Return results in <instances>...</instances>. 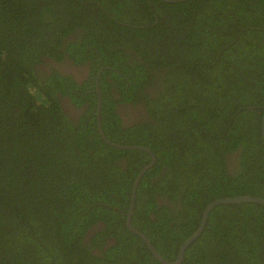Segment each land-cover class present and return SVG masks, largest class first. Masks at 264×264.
<instances>
[{"label":"trees","instance_id":"1","mask_svg":"<svg viewBox=\"0 0 264 264\" xmlns=\"http://www.w3.org/2000/svg\"><path fill=\"white\" fill-rule=\"evenodd\" d=\"M63 52L93 72L113 67L104 70L112 83L100 74L101 131L154 155L130 222L164 259L210 201L264 199V0H0V264H162L125 226L150 156L101 138L94 93L75 96L79 86L55 70L39 79L40 57ZM57 89L86 104L77 121ZM117 102H142L150 121L122 128ZM187 151L200 155L186 162ZM96 221L103 228L87 235ZM180 264H264V206L215 205Z\"/></svg>","mask_w":264,"mask_h":264},{"label":"flooded vegetation","instance_id":"2","mask_svg":"<svg viewBox=\"0 0 264 264\" xmlns=\"http://www.w3.org/2000/svg\"><path fill=\"white\" fill-rule=\"evenodd\" d=\"M40 59H41V62L34 65L33 68L36 71L35 74L39 77V79L41 81H43L46 78V76H49L52 73V70H55L61 76L70 77L71 80L74 81L77 86H79V88L75 91V96L81 97L82 93H85V92L94 93L95 102H96L94 115H95V119H97L96 111H97V106H99L98 118H99V123H100V106H101V91H100V85H99L100 74L103 72V75H105V78H107V80L110 83H112L111 78L107 77L108 73H105L104 70L105 69H112L113 67L108 68V66L107 67L106 66H100L99 68H97V70H95L93 72L91 70L92 67H91V64L89 63L88 59H86L85 61H83L81 63H75L68 56V54L66 52H63V56L60 60H56V59L54 60V59L50 58L49 56H41ZM113 70H115V69H113ZM42 73H44L45 76H43L41 78ZM153 73H154V75H153L152 82L155 85L160 84V78H159V77H161L160 71H158V69L153 70ZM92 77H94L93 78V88L88 89V90L84 89V87L82 88L81 85L83 86V83L88 78L90 79ZM155 90H156L155 87H153L151 84H148V83L145 84V87L143 89V91L148 93V94H151ZM77 92H80V93H77ZM109 93L111 94L113 99L118 97L116 90L113 86H112V88H110ZM55 96H56L57 101L59 103L60 109L68 116V118H70V120L77 121L78 115L81 114V112H83L85 110L86 104L75 105V103L72 101V98L69 95L60 92V90H58V89L55 91ZM142 105H143L142 102H134V103L117 102L115 104L114 112H117V114L119 116L120 126L122 128H126L130 125H133L134 123H137V122L147 121V120L150 121V117ZM151 121H152V123H155L153 120H151ZM96 129H97V120H96ZM233 154L234 153L227 155V162L229 163V165H231V163L235 160V158L233 157ZM124 160H125V158H121L122 164L124 163ZM154 160H155V158H154ZM161 169H164V168H161ZM131 188H132V186H131ZM158 202L165 203L169 207L174 206V202L167 200L166 197H160ZM125 216H126V214H125ZM200 218H201V215H200ZM100 228H103L102 222L101 221L94 222V224H92L91 228L89 229V233L87 235H89L92 231L99 230ZM89 236L85 235V238L88 239ZM111 241H112L111 237H109V236L105 237L104 243L102 244L100 249L103 250L104 248H106L108 246V244H110ZM100 249L97 247L91 248L93 253H99Z\"/></svg>","mask_w":264,"mask_h":264},{"label":"water","instance_id":"3","mask_svg":"<svg viewBox=\"0 0 264 264\" xmlns=\"http://www.w3.org/2000/svg\"><path fill=\"white\" fill-rule=\"evenodd\" d=\"M261 117H260V135H261V141L264 145V103L262 105L261 108ZM96 115H97V130L99 132V135L101 136V138L110 146H113L115 148L118 149H137V150H142L147 152L150 155V160L147 164H145L136 174L134 180H133V184H132V188H131V193H130V198H129V204H128V208L126 211V218H125V225L126 228L132 232L133 234H135L136 236H138L145 244L146 248L149 250L150 254L160 263L162 264H180V262L183 259V251L184 249L189 245L190 242H192L200 233V231L202 230V228L205 225L206 222V218L208 215V212L215 206L218 204H228V203H245V202H249V203H257L260 204L262 206H264V199L261 197H257V196H250V195H240V196H234V197H223V198H216L212 201H210L208 204H206L201 212V218L199 221V224L197 226V228L180 244V246L178 247L177 253H176V257L174 260L172 261H168L166 259H164L156 250L155 248L152 246L151 242L149 241V239L138 229L134 228L131 223H130V216L132 213V209H133V204H134V196H135V189L136 186L139 182L140 177L143 175V173L150 168L153 163H154V155L152 154V152L144 146H135V145H120L114 142H110L108 141L105 136L103 135L102 131H101V127H100V123H99V106H97V111H96Z\"/></svg>","mask_w":264,"mask_h":264},{"label":"rangeland","instance_id":"4","mask_svg":"<svg viewBox=\"0 0 264 264\" xmlns=\"http://www.w3.org/2000/svg\"><path fill=\"white\" fill-rule=\"evenodd\" d=\"M107 37H111L112 39H122L121 36L117 35V36H110V35H107ZM206 151L208 149L204 148ZM208 152V151H207ZM193 155H200V152L199 151H187V155L184 157V160L186 162H188L190 160V157L192 158Z\"/></svg>","mask_w":264,"mask_h":264}]
</instances>
